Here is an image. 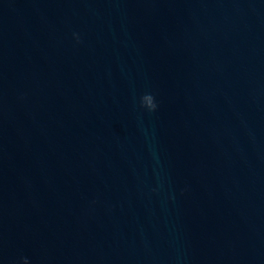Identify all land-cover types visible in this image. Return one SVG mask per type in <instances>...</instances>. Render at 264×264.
<instances>
[{
	"label": "water",
	"instance_id": "1",
	"mask_svg": "<svg viewBox=\"0 0 264 264\" xmlns=\"http://www.w3.org/2000/svg\"><path fill=\"white\" fill-rule=\"evenodd\" d=\"M25 258L264 264V0H0V264Z\"/></svg>",
	"mask_w": 264,
	"mask_h": 264
},
{
	"label": "clouds",
	"instance_id": "2",
	"mask_svg": "<svg viewBox=\"0 0 264 264\" xmlns=\"http://www.w3.org/2000/svg\"><path fill=\"white\" fill-rule=\"evenodd\" d=\"M74 37L77 39V41H79V36L78 34H73ZM141 106L146 108L149 111H155L157 108V103L155 101V98L152 94H145L141 97ZM23 264H28L27 259L25 258L23 260Z\"/></svg>",
	"mask_w": 264,
	"mask_h": 264
}]
</instances>
